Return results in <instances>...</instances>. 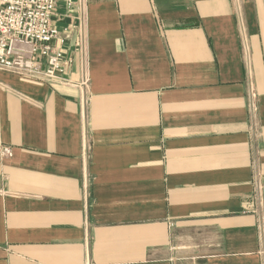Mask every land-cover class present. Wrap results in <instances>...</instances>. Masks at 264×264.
<instances>
[{
	"label": "crops",
	"instance_id": "crops-1",
	"mask_svg": "<svg viewBox=\"0 0 264 264\" xmlns=\"http://www.w3.org/2000/svg\"><path fill=\"white\" fill-rule=\"evenodd\" d=\"M85 20L86 83L63 2L70 82L0 70V264H264V0Z\"/></svg>",
	"mask_w": 264,
	"mask_h": 264
},
{
	"label": "built area",
	"instance_id": "built-area-1",
	"mask_svg": "<svg viewBox=\"0 0 264 264\" xmlns=\"http://www.w3.org/2000/svg\"><path fill=\"white\" fill-rule=\"evenodd\" d=\"M85 1L0 0V70L70 82L64 73L73 59L66 57L60 47L68 38L69 28L60 33L51 21L57 3L63 2L75 9L79 20L72 27L76 35L74 50L79 56L83 83H86ZM11 155L10 147L2 148V157L10 158Z\"/></svg>",
	"mask_w": 264,
	"mask_h": 264
}]
</instances>
